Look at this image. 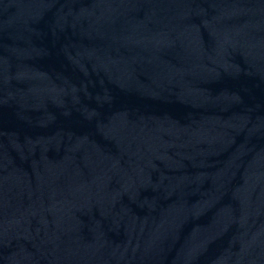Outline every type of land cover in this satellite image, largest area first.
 <instances>
[{"label": "water", "instance_id": "water-1", "mask_svg": "<svg viewBox=\"0 0 264 264\" xmlns=\"http://www.w3.org/2000/svg\"><path fill=\"white\" fill-rule=\"evenodd\" d=\"M0 264H264V0H0Z\"/></svg>", "mask_w": 264, "mask_h": 264}]
</instances>
